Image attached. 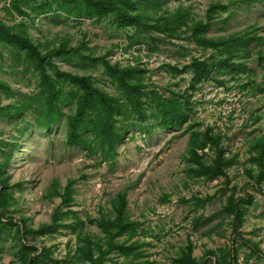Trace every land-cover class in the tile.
<instances>
[{
	"label": "rangeland",
	"instance_id": "rangeland-1",
	"mask_svg": "<svg viewBox=\"0 0 264 264\" xmlns=\"http://www.w3.org/2000/svg\"><path fill=\"white\" fill-rule=\"evenodd\" d=\"M47 1L27 0L28 4L21 6L26 12L23 15L10 0H0V20L8 26L25 21L41 52L56 47L62 39H67L70 48L86 43L92 59L64 62L53 58L52 62L59 71L89 76L120 102L124 96L101 60L143 70L138 77L145 86L146 96L141 100L146 117L118 116L116 126L126 132L108 154L68 144L66 119L75 106L73 89L64 88L58 120L43 119L49 123L42 124L44 107L38 95L37 72L0 43V107L18 108L0 113V162L8 158L5 176L15 199L9 200L7 211L15 225L24 218L25 226L35 231L49 223L57 208L66 211L52 189L56 187L61 193L69 184L70 210L75 217L61 212L64 216L58 220L55 233H21V240L14 234L15 226L6 227L0 235V264H18L20 243L38 251L48 249L61 264H75L76 249L82 245L73 231L78 229L77 220L83 222V233L101 239L94 221L112 211L110 202L120 194L125 196L129 220L136 224L137 231L128 243L140 242V264H177L172 258L188 243L196 259L205 250L223 253L229 249L232 217L219 211L230 194L242 211L239 235L233 244L237 263L264 264V181L254 188L251 182L255 175H247L250 169L257 170L252 158L259 156L250 145L264 137V0H139L137 4V10L145 7L156 16L181 9L185 18L193 21H204L208 6L218 4L205 37L243 35L242 53L231 59L243 63L237 71L214 65L220 54L225 55L224 43L217 50L199 47L185 27L175 38L143 27L120 29L110 16L85 18L67 14L56 4L40 6ZM151 4L158 9L152 10ZM194 59L206 62L211 72L191 88L189 65ZM151 91L174 96L186 113L185 122L173 129L162 128L152 115ZM205 131L219 132L225 156H235L236 163L227 170L228 182H207L187 175L189 134ZM92 145L95 147V141ZM204 152V160L213 155L209 149ZM194 196L212 198L203 207L194 208L190 205ZM129 258L112 252L103 264H128Z\"/></svg>",
	"mask_w": 264,
	"mask_h": 264
},
{
	"label": "trees",
	"instance_id": "trees-1",
	"mask_svg": "<svg viewBox=\"0 0 264 264\" xmlns=\"http://www.w3.org/2000/svg\"><path fill=\"white\" fill-rule=\"evenodd\" d=\"M142 1L146 2V0ZM10 4L19 13L26 14L22 7L28 4L27 0H10ZM53 4L73 16H84L85 18L110 16L120 29L133 26L136 30H140L143 27L144 29H153L169 38L178 37L180 29L185 27L189 31V37L199 47L217 50L220 44L226 45L224 48L225 55L220 54V59L214 63L219 69L225 67V69L237 71L243 65V63L231 62L233 57L238 58L237 55L242 53L245 46L243 35H232L228 36L227 39L205 37L204 32L215 13V9L218 8L216 3H211L208 6L204 21L187 20L185 12L181 9L166 12L159 16L152 15L145 7L142 10H137V4H140L139 0H48L41 3L40 6L50 8ZM150 7L152 10L158 9L156 4H151ZM26 27L25 21H19L17 24L8 26L0 20V43L14 50L17 57L23 58L37 72L38 95L41 97L44 107L40 122L48 124L49 121L58 120L61 115L58 105L63 97L64 88H72L76 97L74 110L66 119V142L70 145L82 146L87 150L97 148L101 154H108L121 141L126 132L116 126L118 116L123 115L127 119L130 115L135 114L138 118L145 120V104L141 100L142 97L146 96L145 86L140 80L141 76L138 77V74L143 70L130 65L120 66L117 62L109 64L105 59L101 60V64L111 81L116 83L124 96V101L120 102L116 97L99 88L89 76L59 71L52 62L53 58H59L64 62L92 59L93 56L86 43L81 42L75 48H70L67 39H62L56 47L41 52L27 32ZM189 68L193 74L191 88L207 79L211 72L210 68H207L206 62L196 59L192 60ZM2 86L3 83L0 82V88ZM148 97H150L153 108L152 115L156 116L162 128L173 129L185 122L186 113L174 96L163 97L156 91H151L148 93ZM9 111H18V108L0 107V113H8ZM43 119L49 121L45 122ZM86 133L90 134V137L85 136ZM221 139L222 136L219 132L205 131L189 134L186 158L188 177L207 182L218 179L228 182L227 170L236 163V160L235 156H225ZM92 141H95V147L92 145ZM205 149L213 152L209 160H204ZM250 150L259 153V156L252 158V161H255L257 165V170L250 169L247 172L249 177L255 175L251 183L254 188H258L264 181V137L259 142L251 144ZM7 164L8 158L0 162V235L8 226H15L14 234L20 240L22 239L21 233H36L43 236L55 233L59 226L58 220L64 216L61 213L64 211L60 208L55 210L49 223L39 226L35 231L25 226L27 220L24 218L19 220V225H15L12 221L7 207L9 200L15 199L9 193L10 187L5 176ZM52 194L61 197L62 206L66 208L64 213H70L75 219L74 213L70 210L71 205H73L70 185H66L61 193L56 187H53ZM211 198L212 196L201 198L194 196L190 200V205L194 208H200ZM110 203L111 209L114 211L113 216L111 211L94 221L100 235H103L101 239L98 236L83 233V222L76 219L78 229H73V231H75L82 245L76 249L75 264H103L104 258L112 252L126 259L131 256V259L129 258L131 262L128 264H140L138 259L143 255L142 251L139 250L140 242L128 243L137 229L136 224L130 221L127 216L124 194H120L117 199L111 200ZM219 214L232 217V246L227 250H222L223 253L205 250L201 257L196 259L192 257L193 247L188 243L181 246L176 257L172 258L174 263L238 264L236 248L233 244L237 237L235 235H239L237 226L242 223V211L239 210L236 199L233 200L232 194L228 196L227 203L221 208ZM122 237L125 239H121ZM19 251H21L19 255L16 253L18 264H61L59 260L51 257L48 249L43 248L38 251L20 243Z\"/></svg>",
	"mask_w": 264,
	"mask_h": 264
}]
</instances>
